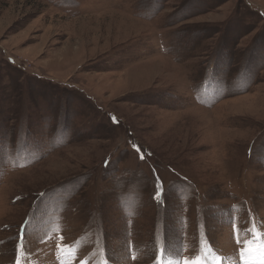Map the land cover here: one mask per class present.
Instances as JSON below:
<instances>
[{"label":"rangeland","instance_id":"obj_1","mask_svg":"<svg viewBox=\"0 0 264 264\" xmlns=\"http://www.w3.org/2000/svg\"><path fill=\"white\" fill-rule=\"evenodd\" d=\"M0 264H264V0H0Z\"/></svg>","mask_w":264,"mask_h":264}]
</instances>
